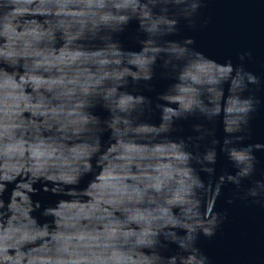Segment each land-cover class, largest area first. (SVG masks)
Wrapping results in <instances>:
<instances>
[{"label":"water","instance_id":"water-1","mask_svg":"<svg viewBox=\"0 0 264 264\" xmlns=\"http://www.w3.org/2000/svg\"><path fill=\"white\" fill-rule=\"evenodd\" d=\"M0 264H264V0H0Z\"/></svg>","mask_w":264,"mask_h":264}]
</instances>
